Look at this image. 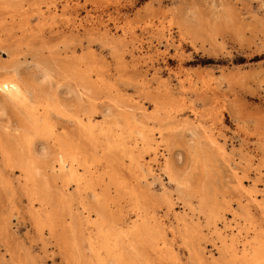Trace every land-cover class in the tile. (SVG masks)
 Wrapping results in <instances>:
<instances>
[{
    "label": "rangeland",
    "instance_id": "rangeland-1",
    "mask_svg": "<svg viewBox=\"0 0 264 264\" xmlns=\"http://www.w3.org/2000/svg\"><path fill=\"white\" fill-rule=\"evenodd\" d=\"M7 78L0 264L264 257V0H0Z\"/></svg>",
    "mask_w": 264,
    "mask_h": 264
},
{
    "label": "bare ground",
    "instance_id": "bare-ground-1",
    "mask_svg": "<svg viewBox=\"0 0 264 264\" xmlns=\"http://www.w3.org/2000/svg\"><path fill=\"white\" fill-rule=\"evenodd\" d=\"M47 75H48V73H47ZM19 80V79H18ZM23 84V83H22ZM0 90H1V92H5L6 93V95L10 98V99H21L23 96H25V93H26V91H27V89H26V91L24 90V88L22 87V85L15 79V78H7V79H3V80H1L0 81ZM32 91V90H31ZM30 92V91H29ZM35 95V94H34ZM33 94H31V96H33L32 98H34L35 96H34ZM29 98V97H28ZM34 100V99H33ZM13 101V100H12ZM30 101V100H29ZM32 101V100H31ZM35 101V100H34ZM26 108V107H25ZM48 109V108H47ZM27 110V109H26ZM30 113V112H29ZM28 113V114H29ZM27 119V118H26ZM35 120V119H34ZM92 121V120H91ZM32 123V122H31ZM29 124V123H28ZM27 124V125H28ZM31 125V124H30ZM91 125V124H90ZM25 128V127H24ZM33 128V127H32ZM31 129V128H30ZM5 154V153H4ZM7 155V154H6ZM35 156V155H34ZM33 158V157H32ZM60 160V159H59ZM24 162V161H23ZM33 162V161H32ZM65 163V162H64ZM30 165V164H29ZM62 165H64V164H62ZM70 166V165H69ZM25 167V166H24ZM29 167V166H28ZM67 167V166H66ZM65 167V168H66ZM63 168V167H62ZM65 168H63L64 170H65ZM59 169V168H58ZM34 170V169H33ZM32 170V171H33ZM35 171V170H34ZM29 179H31V178H29ZM239 183V182H238ZM241 183V182H240ZM239 183V184H240ZM241 185V184H240ZM239 187V186H238ZM237 188V187H236ZM242 189V188H241ZM243 189H245V188H243ZM239 190V189H238ZM242 192H244V191H242ZM223 195V194H222ZM224 198V197H223ZM254 198H256V197H254ZM253 198V199H254ZM217 198H215V200H216ZM223 200V199H222ZM41 201V200H40ZM218 201V200H217ZM238 201V200H237ZM248 201H251V200H248ZM207 202V201H206ZM211 202V201H210ZM214 202V201H213ZM216 202V201H215ZM219 202H220V200H219ZM223 202L225 203V198H224V201H222V204H223ZM226 202H229V200L227 199V201ZM221 203V202H220ZM240 203H241V201H240ZM261 203V202H260ZM226 204V203H225ZM243 204V203H242ZM245 204V203H244ZM256 204V203H255ZM211 205V204H210ZM213 205V204H212ZM211 205V206H212ZM220 206H221V204H219ZM227 205H228V203H227ZM232 205V204H231ZM230 205V206H231ZM252 205H253V203H252ZM261 205V204H260ZM262 205H263V203H262ZM206 206V205H205ZM220 206H218V209L220 210ZM223 206V208H222V210L224 209V204L222 205ZM229 206V207H230ZM233 206V205H232ZM240 206V205H239ZM242 206V205H241ZM259 206V205H258ZM214 205H213V210H215L214 209ZM237 207V206H236ZM210 208V207H209ZM226 208V207H225ZM217 209V208H216ZM234 209V208H233ZM236 209V208H235ZM212 210V209H211ZM212 210V211H213ZM227 210V209H226ZM218 211V210H217ZM225 211V210H224ZM216 212V211H215ZM222 212V211H221ZM213 213V212H212ZM217 213V212H216ZM216 213H214L213 215H216ZM208 215V214H207ZM206 215V216H207ZM219 215V214H218ZM224 215V214H223ZM53 216V215H52ZM217 216V215H216ZM225 216V215H224ZM262 216V215H261ZM213 217V216H212ZM235 219V218H234ZM242 219V218H241ZM254 219V218H253ZM222 220V219H221ZM224 220V219H223ZM245 220V219H244ZM216 221V220H215ZM234 221H236V220H234ZM243 221V220H242ZM248 221V220H247ZM244 222V221H243ZM249 222V221H248ZM210 223V222H209ZM226 223V222H225ZM212 224V223H211ZM214 224V223H213ZM224 224V223H223ZM259 224H261V223H259ZM264 224V223H263ZM209 225V224H208ZM216 225V224H215ZM226 225V224H225ZM247 225V224H246ZM255 225H257V224H255ZM254 225V226H255ZM242 226V225H241ZM244 226V225H243ZM213 227H215V226H213ZM217 227V226H216ZM258 227V226H257ZM238 228V227H237ZM250 228H252V227H250ZM256 228V227H255ZM216 230V229H215ZM219 230V229H218ZM212 232H213V229H212ZM220 232V231H219ZM192 233V232H191ZM260 233V232H259ZM263 233V232H262ZM221 235V234H220ZM242 236V235H241ZM161 237V236H160ZM230 237V236H229ZM228 237V238H229ZM253 237V236H252ZM254 238V237H253ZM223 240H224V238H223ZM245 240V239H244ZM260 240V239H259ZM165 241V240H164ZM163 241V242H164ZM227 241V240H226ZM166 242V241H165ZM222 242V241H221ZM232 243V242H231ZM227 244V243H226ZM229 244V243H228ZM251 244V243H250ZM247 245V244H246ZM252 245V244H251ZM241 246V245H240ZM226 248V247H225ZM230 248V247H229ZM236 249V248H235ZM233 250V249H232ZM226 251H228L227 249H226ZM234 253V252H233ZM237 254H238V252H237ZM251 254V253H250ZM264 255V254H263ZM233 256V255H232ZM250 258H248V256L247 255H244V257H243V260H244V262H247L248 260H249ZM232 263V262H231ZM249 263H253V264H264V257L263 256H261V254H260V252H259V250H255L254 251V253H253V255H252V258H251V262H249ZM242 264H244V263H242Z\"/></svg>",
    "mask_w": 264,
    "mask_h": 264
}]
</instances>
